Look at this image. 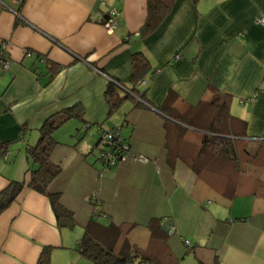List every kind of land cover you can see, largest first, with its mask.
I'll use <instances>...</instances> for the list:
<instances>
[{
  "label": "crops",
  "instance_id": "1",
  "mask_svg": "<svg viewBox=\"0 0 264 264\" xmlns=\"http://www.w3.org/2000/svg\"><path fill=\"white\" fill-rule=\"evenodd\" d=\"M110 10L119 13L112 33L104 28ZM263 14L264 0H172L142 31L147 0H0L8 63L0 67V144L25 149L18 161L7 163L9 152L0 160V191L29 183L27 149L39 129L78 107L81 117L53 133L50 161L61 172L47 189L77 227L153 264H181L190 254L197 264H264V26L255 23ZM136 53L149 70L134 85ZM108 79L135 86L111 113ZM215 93L229 97L218 124ZM99 128H120L131 153L148 163L129 157L99 178ZM214 136L233 143L236 161L203 147ZM93 194L98 205L86 201ZM151 219L173 225L174 234L153 241ZM64 231L48 199L25 186L0 215V264H37L46 248L50 264L66 251L78 254L80 239L74 247ZM78 257L86 260L71 259Z\"/></svg>",
  "mask_w": 264,
  "mask_h": 264
},
{
  "label": "trees",
  "instance_id": "2",
  "mask_svg": "<svg viewBox=\"0 0 264 264\" xmlns=\"http://www.w3.org/2000/svg\"><path fill=\"white\" fill-rule=\"evenodd\" d=\"M171 1L172 0H147L148 15L142 31L154 27L159 22L163 14L168 10ZM148 70L149 65L144 55L141 53L134 54L132 56L133 84L136 85L140 82ZM134 85L130 89L121 88L116 81L109 80L104 92V98L110 108V113L118 108L123 99L135 96ZM121 89L126 91L123 97L119 95V90ZM228 101L229 97L227 95L214 94L210 104L215 107L218 106L219 116L216 119V124H218L226 112ZM140 103L143 104V101L140 100ZM81 115L82 112L80 108L74 107L56 113L45 120L42 127L39 129L37 143L27 149L29 165L26 173L30 176L29 183L26 185L24 181H11L0 191V215L10 207L24 187L27 186L29 189L44 195L48 199L56 219V225L59 229H73L76 226L73 214L61 205L60 195L49 193L47 189L49 184L55 180L61 172L59 166L54 165L50 161V155L56 145L53 139V133L70 119L80 118ZM202 144L203 147L211 148L219 157L229 161H236V153L233 143L230 140L219 136H214L212 138L204 137ZM8 147V143L0 144V159H3L8 154ZM89 223L95 224V226H102L95 221H90ZM89 223L88 225H90ZM88 228L89 226L84 228V233L77 244L76 251L80 257L86 259L91 264H134L135 262H138V264H153L152 259L145 255L142 256L136 251H131V253L128 254H122L121 252L115 254L109 248H105L95 241L89 234ZM105 228L112 230L115 227L108 225ZM147 228L151 231L150 236L153 241L158 235L164 237L172 235L169 233V228L166 229L164 224H160L159 219H151L147 224ZM125 245L129 247L127 242H125ZM50 253L51 250L49 248L44 249L37 264H50Z\"/></svg>",
  "mask_w": 264,
  "mask_h": 264
},
{
  "label": "built area",
  "instance_id": "3",
  "mask_svg": "<svg viewBox=\"0 0 264 264\" xmlns=\"http://www.w3.org/2000/svg\"><path fill=\"white\" fill-rule=\"evenodd\" d=\"M119 16L118 11L110 10L107 14V20L104 24V28L107 32L112 33L117 26V17ZM255 23L260 26H264V14L257 17ZM26 55H29L26 53ZM0 67L3 70L8 69V63L1 58L0 53ZM110 80V79H108ZM99 150L98 162L101 166L99 178L102 174L111 169L117 167L120 163L126 161L129 157H132L134 161L140 163H148V159L140 155H134L131 153L130 145L120 135V128L104 131L99 128V138L97 142ZM100 148V149H99ZM86 201H93L98 205L97 195L86 198ZM175 227L169 226V233L174 234ZM187 246L188 242H184Z\"/></svg>",
  "mask_w": 264,
  "mask_h": 264
},
{
  "label": "rangeland",
  "instance_id": "4",
  "mask_svg": "<svg viewBox=\"0 0 264 264\" xmlns=\"http://www.w3.org/2000/svg\"><path fill=\"white\" fill-rule=\"evenodd\" d=\"M96 140H98V136L95 135V140L94 141H96ZM24 150L25 149H24V147L22 145L20 146L17 143L9 144L8 152L10 153V156L8 157L9 161L7 163H9V164L12 163V161L15 158H17V161L22 159V158H24V153H25ZM97 154H99V150H98ZM0 160H2V159H0ZM64 233L66 234V237H67L66 241H69V244L70 245H74V247H75V245H76L75 241L79 240L82 237L84 231L81 230L79 227L75 226L73 229H65ZM114 251H115L114 253H118L119 252L118 249H116ZM129 251L131 252V251H133V249L131 248V249H129ZM136 251H138V250H136ZM66 252H67L66 254H69L68 256H72L71 258L78 256V254L73 249L69 250V251H66ZM68 256L67 255H61V256L55 257L54 264H83V263L91 264L89 261L80 259L79 257L77 259L73 260V259L69 258ZM134 264H138V262H135ZM181 264H197V261L190 254L189 257H186L181 262Z\"/></svg>",
  "mask_w": 264,
  "mask_h": 264
}]
</instances>
